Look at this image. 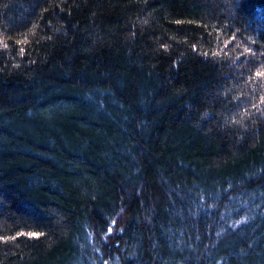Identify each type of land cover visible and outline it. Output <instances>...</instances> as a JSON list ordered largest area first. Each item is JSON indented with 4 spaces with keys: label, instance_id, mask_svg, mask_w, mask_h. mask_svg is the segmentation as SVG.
Instances as JSON below:
<instances>
[{
    "label": "trees",
    "instance_id": "trees-1",
    "mask_svg": "<svg viewBox=\"0 0 264 264\" xmlns=\"http://www.w3.org/2000/svg\"><path fill=\"white\" fill-rule=\"evenodd\" d=\"M0 264H264V0H0Z\"/></svg>",
    "mask_w": 264,
    "mask_h": 264
}]
</instances>
